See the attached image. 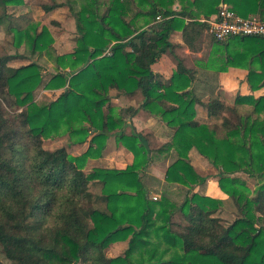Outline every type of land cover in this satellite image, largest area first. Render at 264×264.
Instances as JSON below:
<instances>
[{"label": "trees", "instance_id": "16d2710c", "mask_svg": "<svg viewBox=\"0 0 264 264\" xmlns=\"http://www.w3.org/2000/svg\"><path fill=\"white\" fill-rule=\"evenodd\" d=\"M21 3L0 0V25L9 31L8 8ZM223 5L241 17L264 20V0H85L78 11L69 1L41 4L46 14L69 7L77 47L53 55L62 71L48 80L37 63L8 64L22 54L0 57V250L10 264H264V95H238L229 106L233 116L222 117L220 125L204 124L196 120L201 100L190 92L194 71L178 57L171 80L164 83L152 70L173 52L177 31L196 50L210 30L198 19L219 15ZM39 27L13 30L16 48L53 52L50 31ZM206 57L201 65L218 72L245 69L252 93L264 88V37L219 42L213 36ZM41 88L62 93L52 102H38ZM137 92L144 96L139 109L174 130L171 142L156 150L146 136L128 130V118L139 109L111 105L112 93ZM202 105L209 116L227 108L218 98ZM62 135L71 145L89 143L88 150L73 156L65 147H44ZM112 136L133 153V163L86 169ZM193 148L218 170V185L237 209L233 222L216 217L223 200L194 192L206 178L190 164ZM171 150L176 155L166 180L186 188L180 204L167 197L152 200L141 175L152 153ZM237 173L254 179L256 189ZM94 185L101 187L104 210L95 206ZM177 213L186 221L182 231L173 228ZM119 241H128V249L107 256L105 250Z\"/></svg>", "mask_w": 264, "mask_h": 264}, {"label": "rangeland", "instance_id": "374dc122", "mask_svg": "<svg viewBox=\"0 0 264 264\" xmlns=\"http://www.w3.org/2000/svg\"><path fill=\"white\" fill-rule=\"evenodd\" d=\"M52 1H56L57 3H61V4L62 3L66 4L67 1H69L73 5L75 11L80 10L83 4L85 3V0H23V3L13 4L8 8V13L11 15V17L8 19V23H11L10 26L12 25L11 28L12 30L11 31L7 30V26L5 24L0 25V57L9 54L14 55L15 53L22 54L24 56L22 59L13 60L8 64L12 67H21L31 63H37L41 67V72L44 76H46L47 80L49 79V75L52 76L55 75L58 71H62V70H57V65L53 59V55L54 54L66 55L73 53L75 51V48L77 47L76 39L78 37L76 19L73 16L68 6H63L60 9H57L47 14L43 12V9H41V4L42 3L52 4ZM99 1L100 3L101 2L107 3L109 0H99ZM33 23L40 25L39 30H42V28L45 27L50 31L54 39V43L52 44L53 52L48 53L44 51V52H38L36 54H31L30 51L27 49L26 45L24 44H21L22 46L20 48H16V46L14 45L15 38L12 31L24 30L28 28L30 24ZM212 39H213V34L209 29H207V31L204 32L201 42L198 43L201 49L200 55H203V57H206L207 54L210 53ZM210 70L213 71V77L210 80H212V82L219 83L218 79H220L219 78L220 74L224 72H218L213 68H210ZM61 93L62 90H48L45 88H41L40 91L38 90L36 93V101L38 102L41 101L44 103L52 102ZM218 96L219 97L217 98L220 99L223 103L228 104L230 106L234 105L233 103L235 101L234 100L235 97H232V95H228L226 93L221 94L219 92ZM227 113L228 115L233 116L232 115L233 112L231 110L227 111ZM155 130L153 132L149 131L147 133L151 134V136L154 137V135L156 134ZM153 142H151L152 143L151 145L153 147L150 148L151 150H153L155 147L156 149H158L162 146L161 144L162 142L159 141L158 138H154ZM82 145L83 144L71 145L69 136L62 135L53 139H48L45 142L44 147L47 150H55L61 147H65L67 150L69 149L68 151L69 153H71V155L80 156L88 150L87 148H89L88 143H85V145L83 146ZM116 145L120 146L121 144H118L117 142L116 144H114V142L112 141V144L108 149V143H107L106 149L103 151L102 156L96 159H90L86 165V169L91 170L92 168L95 167L119 169V168H124L126 165H128L129 159H127L126 157L127 155L126 152H123L120 149L115 150ZM121 146H120L121 148L124 147L123 145ZM151 157H152V161L150 166L145 171H142L141 174L147 171L151 173L152 172L151 166H155L156 172L160 174L162 171L165 170L164 168L166 163H163V161H161L160 158L156 160V158H154L153 155H151ZM202 177L206 178V181L203 184H201L204 185L209 180V176H202ZM247 178H248L247 186L252 191H254L256 189V181L254 179H250L249 177ZM155 179L157 180V182L150 181L151 184L148 187L146 186L150 192V197L152 200L159 201L163 197H167L178 204H180L184 200L186 188H183L182 186H179L178 184L175 183H171V185L162 184V181L158 180L156 177ZM199 186L195 187L194 192ZM91 190L97 197H99V199H97L95 202V206L98 209L104 210L106 205L103 199H101V187L99 185H94L92 186ZM224 202H225L224 207L216 215L217 217L223 219L226 223L228 222L231 223L237 218V209L230 202L229 197ZM179 214L180 213H177L173 217L172 221L175 224L173 228L174 230L182 231L184 225H186V221L182 216L180 217ZM128 246H129L128 241L114 242L109 245V247L105 250V253L109 257H117L122 255L128 249ZM0 260L5 264H10V262L2 254L1 250H0Z\"/></svg>", "mask_w": 264, "mask_h": 264}, {"label": "crops", "instance_id": "0c3cea01", "mask_svg": "<svg viewBox=\"0 0 264 264\" xmlns=\"http://www.w3.org/2000/svg\"><path fill=\"white\" fill-rule=\"evenodd\" d=\"M176 7L177 8L179 7L178 3L176 4ZM213 17L214 16H212L211 18ZM198 20L200 22L206 21L203 19V17L199 18ZM189 21L190 20H187V23ZM171 41L175 45L173 52L163 55L162 58L152 66V70L156 74H159L162 77V81L165 83L171 80V78L174 75L173 73L177 71L176 57H178L183 60L184 65L188 69L194 71L195 82L193 83L190 92L192 94H195L196 97L201 100V102L197 103L196 104L197 106L195 107L197 112L196 120L199 121L200 123L220 125L222 122V117H231L227 113V111H230L229 110L230 105L228 104H226L227 106L226 111L221 116L220 115L209 116L207 110L202 105L203 103H207L210 100L217 99V97H219L218 96L219 92L221 94L226 93L228 95H232V97L235 98L238 95L245 96V95L253 94L255 97L264 95V88L254 93L250 91L248 84L246 82L247 71L245 69L230 68L228 72H224L220 74L219 77L220 79H218L219 83L212 82V80L210 79L213 77V71L201 65V62L204 60L206 61L207 57H203V55H200L201 49L198 44L199 42L196 43V50H192L184 42L183 33L181 31L175 32L171 37ZM112 96L113 97L111 100V105L112 107H115L117 109H128V108L139 109L144 101V96L142 95L141 92H137L136 94H134V96H122V95L118 96L115 93H112ZM230 107H233V105H231ZM128 124H129L128 127L129 131L132 128H134L135 131L146 136L150 145L152 144L151 142H153L154 138H158V140L162 142L161 143L162 145L166 143H170L173 138L174 130L169 128L165 122L160 121L158 118L154 117L144 109H139L138 113L132 119L128 118ZM154 130L156 132L154 137L151 136V134L147 133L149 131L153 132ZM112 141L114 142V144H116V138L114 136H112L109 139L108 149L111 146ZM120 146L116 145L115 150L120 149L121 151L126 152L127 154L126 157L127 159H129L128 165H131L134 161L133 153L124 147L121 148L122 146L121 147ZM150 148H153L152 145L150 146ZM153 150H156V147ZM152 155L154 156V158H156V160L160 158L161 161H163V163H166V165L164 168L165 170L162 171L161 174L156 172L155 166H151L152 167L151 173L147 171L141 174L143 180H145L144 182L146 186L148 187L151 184L150 181L157 182L155 177L158 180L162 181V184L171 185V183L166 180V172L170 164L174 162L176 153L174 152V150H171L161 154L155 152L152 153ZM189 159L192 167L196 170L198 174H200L201 176H209V180L206 182V184L199 186L195 192L198 194L200 193V195L202 196H209V197L221 199L223 201L227 200L228 196L220 189L218 185V170L208 161V159L202 156L195 148H193L189 152ZM128 165H126L124 168H126ZM124 168H119V169H124ZM237 175L246 181L248 180L247 176L243 173H239V174L237 173ZM179 216L181 217L182 215L179 214Z\"/></svg>", "mask_w": 264, "mask_h": 264}, {"label": "built area", "instance_id": "2783aa9c", "mask_svg": "<svg viewBox=\"0 0 264 264\" xmlns=\"http://www.w3.org/2000/svg\"><path fill=\"white\" fill-rule=\"evenodd\" d=\"M222 9L219 15L206 20L217 41L224 42L235 36L264 37V20L256 16L241 17L228 9L226 5Z\"/></svg>", "mask_w": 264, "mask_h": 264}]
</instances>
